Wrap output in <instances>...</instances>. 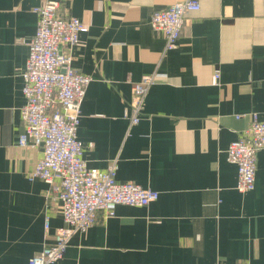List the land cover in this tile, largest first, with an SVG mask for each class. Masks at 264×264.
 I'll use <instances>...</instances> for the list:
<instances>
[{"label": "crops", "instance_id": "0c3cea01", "mask_svg": "<svg viewBox=\"0 0 264 264\" xmlns=\"http://www.w3.org/2000/svg\"><path fill=\"white\" fill-rule=\"evenodd\" d=\"M60 1L88 27L67 47L72 67L91 76L77 130L83 159L101 170L116 161L117 180L159 196L98 212L55 264H264V148L246 192L226 155L249 112L264 120V0H198L171 50L149 19L177 0ZM40 3L0 0V264H28L62 225L47 182L27 178L41 148L17 144ZM152 72L130 126L131 84Z\"/></svg>", "mask_w": 264, "mask_h": 264}, {"label": "built area", "instance_id": "2783aa9c", "mask_svg": "<svg viewBox=\"0 0 264 264\" xmlns=\"http://www.w3.org/2000/svg\"><path fill=\"white\" fill-rule=\"evenodd\" d=\"M199 8L198 0H177L151 14L150 26L163 34L165 50L177 46L185 15ZM33 11L37 14V28L28 41L27 60L20 72L25 101L20 107L23 129L17 135V144L41 148V157L27 178L47 182V194L59 204L62 225L53 234L52 242L27 262L55 264L63 257L69 239L90 228L98 212L111 216L117 205L145 207L158 199L159 192L132 181L117 180L116 161L103 170L87 166L77 130L80 105L91 76L72 67L67 47L78 44L79 35L88 27L70 15L60 0H41ZM218 77L216 72V81ZM156 80V73H145L131 84L125 112L130 126L139 122L144 98ZM248 115L249 125L226 149L227 160L236 166L235 188L240 192L253 189L257 152L264 148V120L257 112ZM47 224L48 221L45 228Z\"/></svg>", "mask_w": 264, "mask_h": 264}, {"label": "bare ground", "instance_id": "6f19581e", "mask_svg": "<svg viewBox=\"0 0 264 264\" xmlns=\"http://www.w3.org/2000/svg\"><path fill=\"white\" fill-rule=\"evenodd\" d=\"M256 175V174H255ZM255 183V182H254Z\"/></svg>", "mask_w": 264, "mask_h": 264}]
</instances>
